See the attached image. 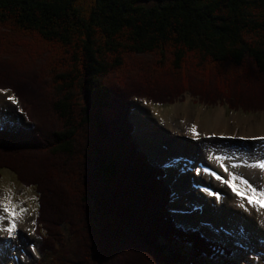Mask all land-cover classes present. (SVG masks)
<instances>
[{"label":"trees","instance_id":"obj_1","mask_svg":"<svg viewBox=\"0 0 264 264\" xmlns=\"http://www.w3.org/2000/svg\"><path fill=\"white\" fill-rule=\"evenodd\" d=\"M0 26L58 49L42 68L41 89L32 88L44 102L47 94L52 99L51 134L18 85L0 86L12 89L33 125L0 126V171L35 191L48 264H181L178 246L186 244L194 253L191 264L228 255L219 243L175 225L165 171L140 151L139 158L127 124L129 97L139 92L118 72L141 55L158 56L156 69L133 75L151 82L164 68L183 71L193 64L209 78L211 66L230 65L235 76H212V83L200 78L197 93L184 88L178 94L207 100L201 90L222 89L232 110H264V0H0ZM149 95L142 96L164 104ZM237 97L253 101L241 99L238 107ZM65 233L77 241L75 260L68 259Z\"/></svg>","mask_w":264,"mask_h":264},{"label":"rangeland","instance_id":"obj_2","mask_svg":"<svg viewBox=\"0 0 264 264\" xmlns=\"http://www.w3.org/2000/svg\"><path fill=\"white\" fill-rule=\"evenodd\" d=\"M0 36L4 38V41L0 42V86L12 87L11 85H18L21 88L18 90L25 104L30 108L33 116L43 124V131L47 135L51 134L48 129H52L53 125L49 122L47 116L52 114L50 109L52 99H49L50 96L47 94L45 98H48L49 101L44 102L43 96H38L33 89L34 87L35 89L37 87L41 89L38 85V79L40 75L45 74L42 68L47 66L50 56L55 52L54 49H58L49 45L44 46L41 43L42 40L36 35H20L4 26H0ZM6 36L7 39H5ZM156 59H158V56L155 55L136 56L130 59L124 70L118 72V78L124 81L122 83H131V87L135 88L134 91L139 92L131 93L132 96L129 97L131 113L128 114L127 119V124L134 128L131 138L141 147L137 149V154L140 151L148 162L161 165L166 172L165 183L172 190L171 208L176 224L184 227L185 231L187 229H197V234L203 236L202 238H208L214 243H219L224 248H228L230 253L232 252L228 257L221 254L211 255L210 258L208 257L209 264H223L226 260H230L231 264H264V216L259 213L260 210L264 211V206H259L264 199L256 197L258 202L254 203L251 197L248 198L252 190L247 192L248 197L246 199L240 194L233 195L226 184L218 191L216 188L218 183L210 174L211 167L205 166L203 171L199 172L198 168L194 166L196 162L200 164L202 162L205 165L204 159L207 160L210 156L209 149L219 153L218 146L228 148L231 156L235 155V157H237V153L240 152L239 149L241 148L253 152H256L260 147L264 148V137L240 135L241 127L244 126L246 130L247 123L264 124V110L254 113L232 110L225 99L226 94L221 92L222 89L212 92L201 90L208 97L207 100H203L201 96L194 95L190 91L178 94L184 88L197 93L196 91L201 88L197 82L201 79L212 83L216 81L214 79H217V77L221 79L220 76L223 75L230 78L235 76L237 70H233L234 68L230 65H227L229 68L227 70V67L215 68L211 66L210 79L198 74V72L196 73L190 67L193 64H188L183 71L172 68H168L169 71L167 68L161 69L162 73L158 74L157 72L155 76L161 77L162 80L154 77V82L149 81L145 76L137 78L133 76L142 68L156 69V66L153 65ZM177 74H179L180 79L179 76L176 77ZM186 75L187 79L192 82H188L189 86L186 84L187 82L184 83L187 80ZM115 76L116 74L113 77ZM120 79L114 78L112 82H117ZM149 94L156 96V100H165L163 101L164 104H156L149 101L148 97L142 96H150ZM215 97H221L222 99L215 101ZM171 99H173L172 102L169 101ZM241 99L247 102L253 101L245 97H237L233 100L237 101L238 107L244 104ZM17 100L19 99L12 89H0V125L12 123L20 124L23 128H32L33 125L27 121V117L22 112L20 103ZM35 101L37 104H35ZM204 101L210 104H204ZM146 102L151 103L150 107ZM222 111H224L226 123L233 124L235 119L239 122V127L234 124V127H237L234 133L233 131L227 133V130H224L226 134H211L204 131L203 122L215 118ZM188 121H191V127L187 126ZM196 128L198 133L191 134L192 130ZM242 153L246 154L243 151ZM138 156L141 158L140 153ZM232 157L234 159V156ZM175 159L180 161L174 163ZM190 160H194L193 163H195L190 165L193 166L192 170L189 169L186 172L185 169ZM169 163L178 165L171 167L168 166ZM226 163L228 164V162L223 161V164ZM208 169H210V173ZM216 170L224 176L220 168H216ZM235 173L239 176L237 172ZM252 176L254 177H251V180H247L246 176L243 177L244 182L251 189L256 187V193L259 194L257 196L264 198V174L262 173L258 178L253 173ZM211 179L213 180L212 183H210ZM214 181L216 182L214 183ZM209 185L210 187H208ZM208 189L219 192L222 198L227 197L225 204H238L241 212H237L234 209L236 207L228 208L227 211L220 210L218 214L213 211L209 212L207 203L212 204V208L217 210L218 206L216 204L221 202V205L222 198L218 201L215 200V197L207 195ZM146 191L149 193L148 190H145V193ZM48 199L49 201L55 199V194L47 197V206H49ZM202 202L203 205L205 204L203 208H201ZM36 206L37 197L33 189L20 184L11 171H0V227L8 228V226H12L14 228H12L13 230L9 229V231H0V237L4 238L5 235L4 239H0V247L2 248V245L6 247L5 251L0 254V264H10L9 262L14 260L16 254L20 256V253L24 262L17 260V264H48L46 254L41 249L43 243L37 232L39 228H36V213L29 216ZM247 206H249L250 212H253V219L244 222L245 213L247 214V220L250 216V212H244ZM258 214L260 217H258ZM217 217L220 219L217 220ZM17 229L24 236L19 237L20 234L17 235L15 232ZM65 237L69 251L68 259L75 260L78 257L77 241L68 233H65ZM16 240L18 243L19 240H27V244H23V242L17 244ZM30 245L38 249V253H35L32 259H29L31 258L29 256V253L31 254L29 251ZM17 248L23 251L20 250L21 252H19ZM178 248H181L183 256L181 264H191V261H195L191 246L186 244V246L181 245ZM41 256L42 259L40 260ZM205 261H207V258H205Z\"/></svg>","mask_w":264,"mask_h":264},{"label":"bare ground","instance_id":"obj_3","mask_svg":"<svg viewBox=\"0 0 264 264\" xmlns=\"http://www.w3.org/2000/svg\"><path fill=\"white\" fill-rule=\"evenodd\" d=\"M146 104L149 107L151 105V103H148V102H146ZM233 122H234L233 124H231L229 122L226 123L225 122V119H224V111H222L215 118L209 119L206 122H203V125H204L203 126L204 127L203 130L206 131L207 133H211V134H214V133H217V134H224L225 133L226 134V132H224V130H227V133H230L232 131L234 133L235 128L239 127V124H238L239 122H237L236 119ZM186 124H187V126H190V127L192 126L191 125V121H188ZM234 124H236L237 127H234ZM240 125H241V123H240ZM189 129H191V128H189ZM196 130H197V128L196 129H193L191 134L198 133V131H196ZM240 135H242V136H250V137H254V136L264 137V124L263 123H257V124H255V123H252V122L247 123L246 130H245V127L244 126L241 127ZM218 148H219L218 149L219 150V153L218 152H215L213 149H209V155L211 157L209 156L207 158V160L204 159L205 165L202 162H201V164H203V165H201L198 162H196V163L194 162L195 163L194 166H196L198 168V171L199 172H202L203 171V167H205V166L208 167V168L211 167L210 168V169H212L211 170V173H210V169H208L209 170L208 172L211 174L212 177H214V180H215L216 174L218 173L217 170H216V168H220L221 169V165H222V168L227 173V175L224 174L223 177L225 179H228V183L227 184H229L231 187H233L236 190V193L238 192L240 195H242L244 192L247 193V192H249V190H252V191H250V194H249V197L248 198L251 197L254 203H257L258 202V200L256 199V197L258 199H264V198L258 197L257 195H259V194L256 193V187H253L251 189L249 186L246 185L247 183L244 182V178H243V177L246 176L245 178L246 179L248 178L247 180H249V179L251 180V177H254V176H252V173L257 178H258V176H261L262 173L264 174V148L263 147H260L256 152H253L252 150H247V149H243V148L239 149L238 148L240 152L237 153V157H235V155H232V156H234V159H232L233 157L231 156L230 150H228V148L219 147V146H218ZM242 151L245 152L248 155V158H247V155L246 154H243L242 153ZM253 157H255V158L252 159ZM179 161H180L179 159H177V160L175 159L174 160V163H177ZM193 161L194 160H192V161L190 160L189 164L187 165V168L185 169L186 172L189 169L192 170V167L193 166H190V165H193L194 164ZM223 161L224 162H228V164L227 163H226V165L223 164ZM176 165H178V164L172 165V163H169L168 166H171L172 167V166H176ZM254 167H255V170H254ZM235 172H237L239 174V176ZM212 181L213 180L211 179L210 180V183H212ZM215 182L216 181H214V183ZM216 183H218V181ZM208 187H210V185ZM222 187H224V186L221 185L220 182H219V184H217V187L216 188L219 191V189H221ZM208 191H209V189H208ZM210 192H211V190H210ZM217 197H219V195H216V198ZM226 200H227V197L222 198V204L221 205H220L221 202H217V204H216V206H218L217 207L218 208L217 210H215V208H212V204L207 203V207L209 209L208 211L209 212H212L213 211L214 213L218 214V213H220L219 212L220 210L227 211L228 208L236 207L234 209L237 212H241V210L238 208V204H228V203L225 204ZM261 202H260V204H261ZM201 205H202L201 208H203V206H205V204L203 205V202H202ZM250 207L253 208L252 206H250ZM244 212H250L249 206H247V209L244 210ZM259 213H261V215L264 216V211L263 210H260ZM249 214H250V216H248L249 219L247 220V214L245 213V215H244L245 216V221L244 222H248L249 220H252L253 219V212L252 213L250 212ZM258 217H260L259 214H258ZM219 219L220 218L217 217V220H219ZM12 228H13L12 226H8V228L7 227H5V228H1L0 227V231L1 232H2V230H6V231L8 230L9 231V229L13 230L14 228L13 229ZM15 232H16L17 235L20 234L19 237L20 236H24L23 234H21V231L18 230V229ZM4 238H5V235H4ZM4 238L0 237V239H4ZM22 238H19V239L21 240ZM20 240H19V243L16 240V243L17 244H20V242H23V244H27V242H26L27 240H23V241H20ZM2 246H3L2 248L0 247V254H2L3 251H5V249H6V247L4 245H2ZM29 247H30L29 251L32 254L31 255L29 253V256H31V258H29V259H32L35 256V253H38V250L35 249V248H33L32 245H30ZM17 249H18L19 252L23 251V250H21L19 248H17ZM17 260H20V261L24 262V260L21 258V253H20V256H18L16 254V256L14 257V260H12V262H9V263L10 264H17Z\"/></svg>","mask_w":264,"mask_h":264}]
</instances>
